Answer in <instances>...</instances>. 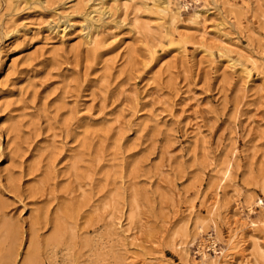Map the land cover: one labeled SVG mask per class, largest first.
<instances>
[{"label":"rangeland","instance_id":"1","mask_svg":"<svg viewBox=\"0 0 264 264\" xmlns=\"http://www.w3.org/2000/svg\"><path fill=\"white\" fill-rule=\"evenodd\" d=\"M259 197L264 0H0V264H264Z\"/></svg>","mask_w":264,"mask_h":264},{"label":"bare ground","instance_id":"2","mask_svg":"<svg viewBox=\"0 0 264 264\" xmlns=\"http://www.w3.org/2000/svg\"><path fill=\"white\" fill-rule=\"evenodd\" d=\"M93 40H90L89 41V43H91ZM230 162V161H229ZM228 164V163H227ZM226 164V165H227ZM229 167V166H228ZM227 168V167H226ZM225 168V169H226ZM229 168H227L225 171H223L222 170V172H223V175H222V173H221V175L223 176L222 177V179L225 177V179H226V175L229 173H227V170H228ZM221 179V178H220ZM220 184V183H219ZM217 187H219V186H217ZM254 203L256 204V205H258V207H260V209L261 210H264V199L263 198H256L255 200H254ZM250 209V211H254V209L253 208H249ZM257 223H256V221H252V223H250V225L251 226H255ZM2 227H3V229L6 231V235H7V238H8V242H9V244H10V249H9V253H8V258L9 259H11L12 258V256H13V249L15 248V246L18 244V241H19V234H20V232H19V230L16 228V227H14L12 224H10L9 222H4L3 224H2ZM1 227V228H2ZM0 228V229H1ZM58 231V230H57ZM204 231H203V228H202V226H200L199 227V230H198V233H203ZM58 233V232H57ZM58 234H60V233H58ZM236 237H237V232H234L232 235H231V237H230V239L227 241V243H226V248L227 249H234V248H236L237 247V245L240 243V241L238 240L237 241V244H235L234 242H236ZM54 238H56V237H54ZM53 238V239H54ZM208 238V237H207ZM209 238H211V240H210V242L208 243V245H207V247L208 246H210V247H212V248H214L217 244H218V242H219V238L218 237H209ZM256 238V237H255ZM242 241V240H241ZM244 242V241H243ZM255 242H256V240H255ZM244 244V243H243ZM256 245V244H255ZM258 249V248H257ZM214 250H215V248H214ZM260 250V249H259ZM258 250V251H259ZM262 250V249H261ZM186 254H188V252L186 253ZM204 254V253H203ZM246 255V254H245ZM203 256H205V255H203ZM243 256V255H242ZM234 257V256H233ZM245 257V256H244ZM241 259V258H240ZM243 260V259H242ZM245 260V259H244ZM238 262V261H237ZM34 263H36V261H35V257H33V255L32 256H30V259H29V263L28 264H34ZM239 263H241L240 261H239ZM245 263V262H244ZM246 263L248 264L249 263V261H246ZM245 263V264H246ZM201 264H204V260L202 261V263Z\"/></svg>","mask_w":264,"mask_h":264}]
</instances>
